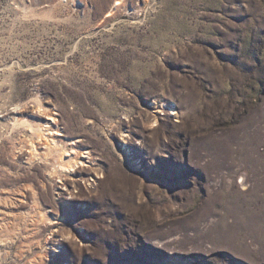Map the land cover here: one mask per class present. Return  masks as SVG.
I'll return each instance as SVG.
<instances>
[{
	"label": "rangeland",
	"instance_id": "rangeland-1",
	"mask_svg": "<svg viewBox=\"0 0 264 264\" xmlns=\"http://www.w3.org/2000/svg\"><path fill=\"white\" fill-rule=\"evenodd\" d=\"M0 264H264V0H0Z\"/></svg>",
	"mask_w": 264,
	"mask_h": 264
},
{
	"label": "bare ground",
	"instance_id": "bare-ground-1",
	"mask_svg": "<svg viewBox=\"0 0 264 264\" xmlns=\"http://www.w3.org/2000/svg\"><path fill=\"white\" fill-rule=\"evenodd\" d=\"M53 142V141H52ZM71 163V162H70ZM70 163L69 164H67V166H66V168H68V169H70L71 167H74V163L73 164H71L70 165ZM65 166H61V169H63Z\"/></svg>",
	"mask_w": 264,
	"mask_h": 264
}]
</instances>
